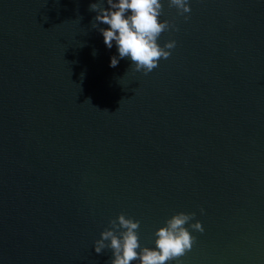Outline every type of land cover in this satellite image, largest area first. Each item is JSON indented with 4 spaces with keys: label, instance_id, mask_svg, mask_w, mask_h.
Wrapping results in <instances>:
<instances>
[{
    "label": "water",
    "instance_id": "water-1",
    "mask_svg": "<svg viewBox=\"0 0 264 264\" xmlns=\"http://www.w3.org/2000/svg\"><path fill=\"white\" fill-rule=\"evenodd\" d=\"M93 2L0 0V264H110L118 214L154 247L181 211L182 264H264V0H163L147 74L109 66Z\"/></svg>",
    "mask_w": 264,
    "mask_h": 264
},
{
    "label": "clouds",
    "instance_id": "clouds-1",
    "mask_svg": "<svg viewBox=\"0 0 264 264\" xmlns=\"http://www.w3.org/2000/svg\"><path fill=\"white\" fill-rule=\"evenodd\" d=\"M167 5L180 15L191 10L190 0H167ZM162 8L163 0H95L89 4V9L95 12L91 26L98 29L107 48L111 49L113 44L116 47V54L109 60L110 67L126 57L134 71L147 74L158 65L159 59L169 57L175 39L161 45L158 38L164 31L178 29L169 20L160 18ZM184 19L188 16L184 15ZM101 23L107 27H98ZM194 216V212L172 214L155 230L154 247H147L139 242L140 221L120 213L109 221L110 227L100 232L93 249L97 254L110 249V264H168L172 261L182 264L179 258L191 250L196 239L189 230L204 231L199 220L189 223Z\"/></svg>",
    "mask_w": 264,
    "mask_h": 264
}]
</instances>
